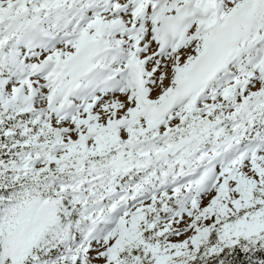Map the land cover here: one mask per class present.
<instances>
[{"label":"snow or ice","instance_id":"1","mask_svg":"<svg viewBox=\"0 0 264 264\" xmlns=\"http://www.w3.org/2000/svg\"><path fill=\"white\" fill-rule=\"evenodd\" d=\"M0 264H264V0H0Z\"/></svg>","mask_w":264,"mask_h":264}]
</instances>
